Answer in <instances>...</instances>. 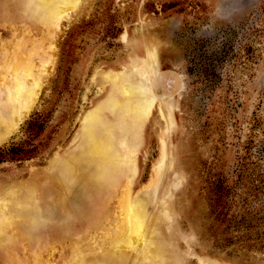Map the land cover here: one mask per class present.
Here are the masks:
<instances>
[{
    "label": "rangeland",
    "instance_id": "rangeland-1",
    "mask_svg": "<svg viewBox=\"0 0 264 264\" xmlns=\"http://www.w3.org/2000/svg\"><path fill=\"white\" fill-rule=\"evenodd\" d=\"M20 3L9 0L8 22H0V55L19 37L40 39L17 14ZM54 41L30 110L0 138V180L37 186L50 198L61 190L51 167L67 155L95 169V152L80 140L93 129L87 114L104 104L124 67L130 77L150 71L148 85L163 83L139 135L132 193L152 209L172 192L155 243L179 264H264V0H80ZM154 54L147 70L143 62ZM105 112L115 127L135 123V113ZM42 205L60 216L68 209L63 200ZM55 249L51 241L37 247L39 264L56 261Z\"/></svg>",
    "mask_w": 264,
    "mask_h": 264
},
{
    "label": "bare ground",
    "instance_id": "bare-ground-1",
    "mask_svg": "<svg viewBox=\"0 0 264 264\" xmlns=\"http://www.w3.org/2000/svg\"><path fill=\"white\" fill-rule=\"evenodd\" d=\"M79 2L21 0L17 14L36 25L40 39L24 41L18 40L19 37L8 44L6 51L0 55V92L4 90L5 100V113L0 111V138L5 131L8 133L14 129L32 104L39 76L51 63L55 32ZM8 3L9 0H0V22H8ZM151 50L157 53L154 45ZM155 54L149 57L148 62H143L147 70L155 62ZM139 71L130 77L129 69L124 67L113 75L104 104L92 109L86 116V126L93 125V129L85 131L80 140L91 154L95 152L93 159L98 162L95 169L88 170L74 154L67 155V158L61 159L63 163L51 167L53 184L61 190L50 198L42 196L45 189L37 186L22 185L9 177L0 180L2 264H39L41 255L36 248H42L50 241L61 250L60 256L50 264L181 262L155 243L158 224L169 220L167 206L171 190L165 192L152 209L143 203L139 194L132 193L137 175L134 156L144 145L139 135L150 124L157 90V82L148 85L150 71L145 74ZM112 74L113 70L108 71L105 78H110ZM158 76L161 79L162 74ZM162 83L158 82L159 88ZM116 95H120L122 100H115L113 97ZM107 107L113 112L123 109L129 119L135 113V123L113 126L106 119ZM116 131L121 134L118 142L112 138ZM116 142L120 145L119 149H114ZM160 169L161 165L156 167L155 172L159 173ZM115 196L117 200L112 203ZM47 200L57 203L63 200L68 205L67 212L60 216V209H51L52 212L44 210L42 204Z\"/></svg>",
    "mask_w": 264,
    "mask_h": 264
}]
</instances>
